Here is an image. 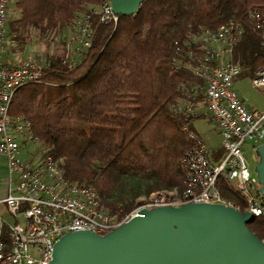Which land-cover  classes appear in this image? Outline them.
Instances as JSON below:
<instances>
[{"label": "trees", "instance_id": "16d2710c", "mask_svg": "<svg viewBox=\"0 0 264 264\" xmlns=\"http://www.w3.org/2000/svg\"><path fill=\"white\" fill-rule=\"evenodd\" d=\"M6 37L24 50L32 32L72 27L100 0H13ZM264 0H144L134 15L105 24L91 18V45L72 64L65 52L47 53L37 81L18 88L9 115L28 120L39 147L59 160L70 181L92 186L109 211L128 212L141 197L183 186L180 156L191 146L182 129L204 106L201 78L191 72L204 46L192 37L230 19L244 33L233 50L241 76L264 65V48L247 14ZM6 65V64H5ZM193 102L194 114L176 109ZM214 160L223 148L211 153ZM221 194L242 212L244 198L219 181ZM247 227L262 237L264 220Z\"/></svg>", "mask_w": 264, "mask_h": 264}, {"label": "built area", "instance_id": "2783aa9c", "mask_svg": "<svg viewBox=\"0 0 264 264\" xmlns=\"http://www.w3.org/2000/svg\"><path fill=\"white\" fill-rule=\"evenodd\" d=\"M10 1L0 0V154L7 157L10 174L3 201L14 221L0 217V264H48L56 240L65 233L88 230L104 235L144 208L206 202L239 209L221 194L219 181L244 198L245 211L264 220L261 184L251 174L243 149L246 140L264 142V111L249 109L234 88L241 67L233 61V50L244 33L239 20L230 19L216 30L207 29L192 37L205 50L200 64L190 69L204 82L205 116L222 136L223 157L214 160L200 135L183 124L191 146L179 158L184 173L181 190L155 191L141 197L128 212L109 211L94 187L70 181L59 160L41 150L28 120L9 115L14 92L37 81L45 64V58L39 55L25 57L13 66L1 62ZM92 16L113 25L120 17L112 10L110 0H100L97 7L74 19V45L66 54L72 64L91 45ZM247 19L264 48V13L250 9ZM251 84L264 91V65L251 77ZM194 106L188 101L176 110L194 114ZM259 239L264 244V229Z\"/></svg>", "mask_w": 264, "mask_h": 264}, {"label": "water", "instance_id": "95a60500", "mask_svg": "<svg viewBox=\"0 0 264 264\" xmlns=\"http://www.w3.org/2000/svg\"><path fill=\"white\" fill-rule=\"evenodd\" d=\"M120 15H134L143 0H110ZM255 175L264 195V142ZM249 211L218 203L190 202L139 210L99 235L65 233L48 264H264V244L249 230Z\"/></svg>", "mask_w": 264, "mask_h": 264}, {"label": "rangeland", "instance_id": "374dc122", "mask_svg": "<svg viewBox=\"0 0 264 264\" xmlns=\"http://www.w3.org/2000/svg\"><path fill=\"white\" fill-rule=\"evenodd\" d=\"M12 1L13 0L10 1V11L12 10ZM74 40V32L71 26L64 30H55L44 34L34 31L30 34V36H28L24 50L19 48L15 42L6 37L5 51L10 55L13 53V56L16 57L15 59L19 61L30 56H45L47 53L65 52L68 54L72 45H74ZM234 88L252 109L259 112L264 111V91L254 88L251 84V78L249 76L236 77L234 79ZM199 108L202 109L199 113H202L203 116L201 115L199 118L193 119V128L194 131L203 139L208 151L213 153L221 148L222 136L219 132L215 131L213 123L205 116V109L203 108V105H200ZM260 144L254 140H246L243 145L244 152L246 153V157L249 162V170L251 174L254 175L255 166L259 161L257 147ZM6 219L13 220L7 213Z\"/></svg>", "mask_w": 264, "mask_h": 264}, {"label": "crops", "instance_id": "0c3cea01", "mask_svg": "<svg viewBox=\"0 0 264 264\" xmlns=\"http://www.w3.org/2000/svg\"><path fill=\"white\" fill-rule=\"evenodd\" d=\"M72 49H73V46H72L71 50ZM15 58L16 57L13 56V53H12V55H10V54L6 53V51H5L3 53V55L1 56V62L3 64L9 65V66H13V65H16L19 62V60H16ZM240 97H241V95H240ZM241 98L243 99V101L246 104V106L249 109H252L249 105H247V103L245 102V99L243 97H241ZM199 107H198V109H199V112H200V110H202V109L199 108ZM203 108H204V106H203ZM252 110H254V109H252ZM255 111H257V110H255ZM9 181H10V174H9V171H8V160H7V157L4 154H0V217L2 219H4L5 221H7V222H13L14 218L8 213L7 208L5 206V203L3 201L4 198L6 197L7 193H8ZM6 213L9 214L12 217L13 220H7L6 219Z\"/></svg>", "mask_w": 264, "mask_h": 264}]
</instances>
